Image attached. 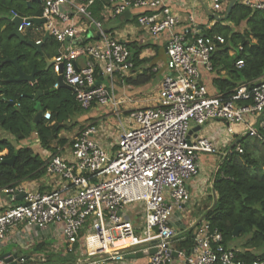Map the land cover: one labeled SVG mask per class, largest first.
Listing matches in <instances>:
<instances>
[{
    "label": "built area",
    "instance_id": "obj_1",
    "mask_svg": "<svg viewBox=\"0 0 264 264\" xmlns=\"http://www.w3.org/2000/svg\"><path fill=\"white\" fill-rule=\"evenodd\" d=\"M42 1V13L36 17L46 20L42 26L60 43L76 40L80 33L87 35L92 28L96 31L89 34L95 37L87 44L70 42L52 65L83 108L115 107L118 134L113 144L105 145L99 124L91 122L81 127L70 143V159L56 153L46 161V174L59 180L52 191H23L18 186L2 189L4 194L18 197L24 192V196L0 212V242L19 225L29 229L55 225L62 230L66 252L77 255L70 264H106L110 259L125 258L116 245L120 240L124 247L149 242L139 248L147 256V264H174L177 259H181L180 264H264V257L250 262L239 258L238 250L226 247L222 232L211 228L207 220L196 227L195 243L187 254L185 249L175 247L179 233L171 224L175 209L191 200L188 183L200 174L199 152L216 150L210 139L190 135L193 126L218 120L227 122L232 131L233 125L252 114L260 120L238 137L235 145L242 153L239 139L250 136L264 146V78L256 84L239 85L229 99L211 95L202 74L204 70L215 71L214 56L226 43L225 37L198 28L179 30L178 14L163 0H106L114 18L142 8L138 24L151 35L165 33L169 37L167 71L157 104L127 110L125 122L120 108L124 101L103 80L113 84L117 77L125 80L132 75L133 55L125 41L110 37L93 16L91 7L98 0ZM210 1L213 12L221 16L227 0ZM252 7L264 9V2ZM79 16L85 21L80 30L70 24ZM12 17L23 19L18 28L21 33L35 24L14 10ZM190 19L194 21V16ZM64 23L67 25L61 27ZM243 65L244 60L239 59L237 66ZM55 87L59 88L58 81ZM43 119L51 120V111H44ZM134 204H140L143 227H137L126 215L128 206ZM81 244L86 246L84 251ZM153 247L156 252L150 254ZM85 252L90 257L83 258ZM0 264L8 263L4 259Z\"/></svg>",
    "mask_w": 264,
    "mask_h": 264
},
{
    "label": "trees",
    "instance_id": "obj_2",
    "mask_svg": "<svg viewBox=\"0 0 264 264\" xmlns=\"http://www.w3.org/2000/svg\"><path fill=\"white\" fill-rule=\"evenodd\" d=\"M105 7L106 0H98L91 7L93 16L102 21L100 14ZM11 10L27 17H36L40 16L43 8L35 0L30 3L29 0H0V129L13 136V139L0 138V154L7 151L0 155V190L16 188L24 180L38 179L46 174L47 160L35 152L30 144L21 142L36 135L43 148L53 151L51 142L67 141L59 133L63 127L69 126V118L85 110L76 100L73 90L55 87L58 76L53 68L47 69L46 59L52 56L50 51L58 50L60 42L49 36L41 46L42 51L38 52L27 41L22 42L17 36H11L14 27L9 14ZM119 18L135 22L138 17L126 18L124 15ZM243 21L247 27L241 31L237 27ZM222 22L232 23L236 28ZM4 25L5 29L2 28ZM205 32L226 38V43L220 46L214 56V67L218 73L214 81L224 99L232 97L240 83L256 84L264 77V9L236 1L229 17L217 21ZM132 45L128 44L134 60L133 70H143L136 77L127 78L126 82L133 86H143L155 77V64L152 58L141 57L146 46ZM231 50H234L232 55ZM14 58L18 59L26 73L32 72L34 66L38 68L35 83L11 79L19 76L17 66L10 61ZM239 59L244 60L241 67L237 66ZM221 71H225L226 75L222 76ZM39 91H42L39 97H30V94ZM37 104L44 111H51V120L34 121ZM252 139L250 136L240 138L238 143L242 145L243 152L240 153L235 145L222 159L213 181L217 205L208 209L204 216L211 228H218L222 232L226 247L232 248L230 245L236 237H246L237 256L249 262L264 257V146L252 142ZM13 156L14 162L6 163ZM237 226L242 229L235 236ZM195 229L179 234L175 239V247L185 249L190 254L195 243Z\"/></svg>",
    "mask_w": 264,
    "mask_h": 264
},
{
    "label": "crops",
    "instance_id": "obj_3",
    "mask_svg": "<svg viewBox=\"0 0 264 264\" xmlns=\"http://www.w3.org/2000/svg\"><path fill=\"white\" fill-rule=\"evenodd\" d=\"M30 2L33 0H29ZM233 0H227V4L225 7V11L223 14H221L220 17L225 16L227 9L230 5V3ZM242 2L246 5H254L260 2H264V0H235ZM164 4L167 6H170L172 10L178 14L179 16V27L178 29L181 30L185 27L191 28V29H211L214 24H216L217 21H224L223 20H216L214 18V12L212 10L211 4L207 0H163ZM235 4V3H234ZM41 6L43 8V1L41 3ZM234 6V5H233ZM12 11L9 12L11 16V21L13 19L12 17ZM144 10L142 8H134L130 9V16L126 18H133L134 16H138L140 13H142ZM110 8L105 7L100 17H102V24L104 26V30L108 33L111 31L113 27H115V31L119 29L121 24L130 22L127 26H124L121 30H119V35L117 36L115 34V31H113V34H115L116 38L121 39L125 41L127 44H135L138 46H146L143 49V52L141 54L142 58H152V63L155 64L154 71H156V75L161 78L160 84L162 85V80L164 79L165 72L167 71V51H166V45L168 42V34L162 33L161 35H151L150 32L140 26L137 21H125L124 19H121L119 17L114 18L111 16ZM217 15V14H216ZM109 16L112 19H109ZM190 16H194V21H191ZM1 17V16H0ZM84 18L79 17H73L72 22L70 21V24L75 25L79 28L81 27V24L85 26V21H83ZM113 21H117L119 26H110V24ZM106 22H109L108 26L105 27ZM135 24H132V23ZM56 24L60 25V22L57 20ZM224 25H230L234 29L235 25L229 22H222ZM14 25V24H13ZM44 23H36L33 25V27L28 28L24 33H22L26 37V41L30 40V38L35 37L36 40L42 39L43 42L46 40L50 35L45 30V27L42 26ZM67 25V23H64L61 25V27ZM247 27V23L243 21L237 29L244 31ZM3 29L6 28V25L2 27ZM14 29V27H13ZM96 32L93 28L89 31L87 35L84 33H80V39H82L79 43H89L90 41H93L94 39L91 38L90 40H86L85 37L89 36V34H93ZM48 34V37L46 35ZM21 41V40H20ZM76 40L70 41L67 40L66 43H60V47L58 50L50 51L52 56H50L48 59L50 62H52L62 50L63 48L67 47L69 44L76 43ZM42 42V44H43ZM71 42V43H70ZM41 44V46H42ZM78 46V45H77ZM79 46H81L79 44ZM131 46V47H132ZM133 48V47H132ZM220 48V47H219ZM56 52H58L56 54ZM230 54H234V50L230 51ZM81 63H84V60L80 59ZM48 66V64H47ZM50 68L54 67L53 65L50 66ZM143 68L137 69V71L133 70L132 75H128L125 77V80L122 78H116L115 81H113V84L110 83L107 79H104L103 81L105 83L110 84L116 93V95L127 103H132L131 107H138V105L134 102L133 98L130 97L128 100H125L124 98H121L124 94H127V91H131L135 89L134 91H131L132 93H135L137 91H141L145 87H148V84L143 85V87H134L129 88L126 79L129 77H136L138 74L142 73ZM56 73V71L54 70ZM31 73V72H30ZM57 74V73H56ZM220 74L222 76L226 75L225 71H221ZM59 76V74H57ZM218 77V73L216 70L212 73H208L207 71H203L202 74V80L207 85L208 91L211 95H220L221 90L219 87H217L214 79ZM264 78V77H263ZM260 78L256 83H258L261 79ZM126 82V83H125ZM31 83V82H30ZM251 82H242L241 84H249ZM238 85V86H239ZM237 86V87H238ZM70 89V88H69ZM72 90V89H71ZM158 97L152 99V103H149L147 105H156L158 102ZM123 103V104H124ZM138 103V102H137ZM146 105V106H147ZM145 106V105H139ZM101 108H90L85 109L83 113L76 114L75 116L69 118V126L63 127L60 131V137L66 138V143H59L58 140H55L51 142V146L53 151L47 150L41 146L40 141L38 140L36 135H33L31 138L21 142L22 144H30L35 152L39 153L42 157H44L45 160L51 157V155H54L56 153L61 154L62 156H66L67 159L71 158V153L69 151L70 143L72 141V138L77 134V132L80 130L81 127H83L85 124L95 122L99 124L101 127V139L102 142L107 145L110 144L109 137L102 135V131L106 129L104 124H101V120L96 118V112L100 111ZM44 111V110H43ZM50 111V110H47ZM260 120L258 116L250 114L249 117H245V121L241 123H237L232 126V131L229 130L230 126L225 121H218L214 120L211 122H208L206 125L201 126V129L197 132H194L193 137L199 136V137H205L210 139L216 147L215 152H212V154H208L210 152L204 153L199 152V164H200V174L193 180H191L188 183L189 190L191 192V200L185 204L180 205V209L187 212V214L184 216V213L181 215L176 214L173 215L171 219L172 226L178 231L179 234L185 233L186 231L197 227L202 220L204 219V216L208 209H211L214 204V196H213V181L214 176L216 174V171L222 161V159L233 149L235 146V142L238 137H240L242 134L246 132V130L250 126L257 125V121ZM54 123V121H53ZM80 123V124H79ZM113 123L115 126L119 123V121L113 120ZM113 124V125H114ZM197 126H193V129ZM114 129L108 128L107 131L104 134H113ZM6 134V135H3ZM11 135L9 132L0 129V138H5L8 135ZM36 134V133H35ZM118 134V132H117ZM11 137H13L11 135ZM116 138V135L113 137ZM252 142H256L259 145L261 144L260 141L257 139H252ZM202 164L203 168L208 167V171L202 172ZM202 172V173H201ZM203 174V176H202ZM58 178L51 177L48 174H44L38 179H27L22 181V183L18 186L19 189H22L23 191H30L34 189H38L41 191H52L55 188L58 187ZM212 196V197H211ZM195 198H199L200 201H195ZM196 199V200H197ZM193 200V201H192ZM18 200V197L12 194H4L2 190H0V212L4 211L5 207L7 205L13 204ZM199 206V207H198ZM191 214H193L191 216ZM140 237V236H139ZM244 241L238 240L237 242H232L231 247L238 251L242 250V245ZM128 244V243H127ZM116 245L118 246V249L121 250L124 247V241L120 240L116 242ZM83 251L86 249V246L84 244H81ZM66 241L62 235V230L60 226L51 225L45 229H29L25 227L24 225H19L15 228H13L8 236L7 239L3 242H0V260H4L3 255L8 252H17L20 256H23L24 259L19 262V264H70L69 262H74L77 259V255H70L66 252ZM97 247V246H96ZM95 247V249H96ZM94 249V250H95ZM125 254V253H124ZM90 257L88 253L85 252L83 258ZM67 259V261H66ZM69 261V262H68ZM148 259L147 256L143 257H136V258H122V259H110L106 262V264H147ZM182 263L181 259H177L174 264H180ZM9 264V263H8Z\"/></svg>",
    "mask_w": 264,
    "mask_h": 264
},
{
    "label": "rangeland",
    "instance_id": "obj_4",
    "mask_svg": "<svg viewBox=\"0 0 264 264\" xmlns=\"http://www.w3.org/2000/svg\"><path fill=\"white\" fill-rule=\"evenodd\" d=\"M208 2H209V4H211V1L210 0H208ZM65 10L66 11H68L69 10V6L68 5H66L65 6ZM111 11V10H110ZM111 13V12H110ZM111 16H112V14H111ZM109 19H112L110 16H109ZM109 22H106V24H105V27H107L109 24H108ZM132 23V22H131ZM119 23L117 22V21H113L111 24H110V26H117ZM128 24H130V22H127V23H123V24H121V26L119 27V29L118 30H116L115 31V27H113L112 29H111V31L110 32H108V35L111 37V36H118L119 35V30H121L124 26H127ZM132 24H135V23H132ZM102 26H103V24H102ZM119 26V25H118ZM103 28H104V26H103ZM113 31H115V34H113ZM30 40H32V41H35L36 40V38L35 37H32V38H30ZM160 82H161V78L159 77V75L158 76H155L154 78H153V80H151V82H149L150 84L148 85V87H145L144 89H142L141 91H137V92H135V93H132L131 91H134L135 89H133V90H129V91H127V94H124L121 98H124L125 100H128V98H130V97H132L133 98V100H134V102L138 105H147V104H149V103H152V99H154V98H159V96H160V92H161V84H160ZM126 83V82H125ZM129 86V88H134V87H143V86H133V85H128ZM138 102V103H137ZM131 104L132 103H127V102H125L124 104H122V106L120 107L121 108V110H122V112H124L123 114H122V118H123V120L125 121V122H127L128 121V115H129V113L128 112H126L127 110H130V109H132L133 107H131ZM139 105H138V107H139ZM145 106H140V107H145ZM147 106H152V105H147ZM135 108V107H134ZM114 112H115V107L114 106H104L100 111H97L96 112V118L97 119H99V120H101V124H104V126L106 127V129L105 130H103L102 131V135H104V136H107V137H109V140L111 141L110 142V144H113L114 143V139L115 138H113L114 136H115V134H117V132H118V128H117V126H115V124L113 123V120H116V121H119V117L118 116H116L115 114H114ZM249 115L250 114H246L245 116L246 117H249ZM80 124V123H79ZM114 124V125H113ZM206 125V124H205ZM204 126V125H203ZM108 128H113L114 129V133L113 134H104L106 131H107V129ZM3 135H6V134H3ZM8 136V138H11V139H13V137H11V135H9V134H7ZM69 151H70V153H71V151H72V149L69 147ZM7 153V151H4V152H2L0 155H4V154H6ZM201 153V152H200ZM204 153H207V152H204ZM208 154H212V153H208ZM63 157H65L66 158V156H63ZM202 168H203V164H202ZM200 170H201V168H200ZM203 171H208V167H205V168H203L202 169V172ZM201 172V173H202ZM49 176H51L50 174H48ZM202 176H203V174H202ZM52 177V176H51ZM197 198H195V201H200V199L198 198L197 200H196ZM193 201V200H192ZM199 207V206H198ZM178 209H180V207H177L176 209H175V211H174V214H175V212H176V214L177 215H179V213L182 215L183 213H184V216L187 214V212L185 213V211H183L182 212V210H178ZM173 214V215H174ZM126 215H127V217H128V219L129 220H131L137 227H143V223H142V220H141V208H140V204H134V205H132V206H128V211L126 212ZM193 214H191V216H192ZM175 216V215H174ZM137 235L138 236H141L142 235V231H141V228L140 229H138V232H137ZM245 236H241V237H236L235 239H234V241L235 242H237L238 240H240V241H244L245 240Z\"/></svg>",
    "mask_w": 264,
    "mask_h": 264
},
{
    "label": "water",
    "instance_id": "obj_5",
    "mask_svg": "<svg viewBox=\"0 0 264 264\" xmlns=\"http://www.w3.org/2000/svg\"><path fill=\"white\" fill-rule=\"evenodd\" d=\"M35 1H38L40 3H42V0H35ZM30 3V1H29ZM235 3V0H233L228 9H227V12L225 14V16L223 17H220L216 14H214V18L216 20H223V19H227L229 17V14L233 8V5ZM125 16L126 17H129L130 16V12L129 11H126L125 12ZM27 21H31L33 23H44L46 20L44 18H37V17H30L27 19ZM23 22V19L21 17H14L12 19V23L14 24V29L12 30V32L10 33V35L12 36H17L22 42L26 41V37L18 30L19 26L21 25V23ZM46 37H48V34L46 35ZM91 39V36H88L86 38V40H90ZM82 39L78 38L76 39V43L77 42H81ZM28 44L33 46L34 48H36V50L38 52H41V44H38L36 43L35 41H32V40H29L28 41ZM47 60V69L50 68V66L52 65V62L49 61V59H46ZM8 61V60H7ZM10 61H12L18 68L19 70V76L16 77V78H11L12 80H17V81H28V82H31V83H35L36 82V74H37V71H38V68L36 66H34L33 70L31 73H26L19 65V62H18V59L17 58H14V59H11ZM58 84H59V87H67V88H71V86H69L68 84H66L64 82V79H63V76L62 74H59L58 76ZM42 94V91H39L35 94H30V97L32 98H36V97H39L40 95ZM13 105H15L14 102H12ZM37 113L35 115V118H34V121L35 122H40L42 119H43V109L41 107L40 104H37ZM201 129V126H197L195 127L193 130L190 131V135L193 134L194 132H197L198 130ZM14 159H15V156H13V158L11 159H8L6 161V163H13L14 162ZM24 196V192L18 196V200H21ZM213 196H214V204L212 206L215 207L217 205V194L215 192V190L213 189ZM242 229L241 226H237L235 228V232H234V235L237 236L239 235V232L240 230ZM147 245H150L149 242H143L142 244L140 245H134V246H127L125 248H122L121 250H119L120 253H125L124 256L125 258H136V257H143L145 256V253L143 252V250H140L139 248L141 247H144V246H147ZM156 252V248H151L150 249V254H153ZM174 255L177 256V252H174ZM103 256V255H101ZM99 255H96L95 257H101ZM3 258L6 260L7 263L9 264H19V262H21L24 257L23 256H20L17 252H8L6 254L3 255Z\"/></svg>",
    "mask_w": 264,
    "mask_h": 264
}]
</instances>
